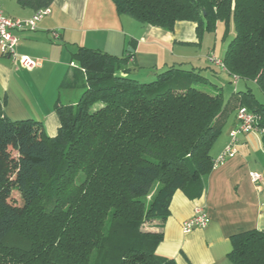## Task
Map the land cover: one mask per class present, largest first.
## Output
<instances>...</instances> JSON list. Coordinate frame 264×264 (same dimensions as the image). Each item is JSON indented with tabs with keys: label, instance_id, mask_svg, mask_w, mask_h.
Listing matches in <instances>:
<instances>
[{
	"label": "trees",
	"instance_id": "trees-1",
	"mask_svg": "<svg viewBox=\"0 0 264 264\" xmlns=\"http://www.w3.org/2000/svg\"><path fill=\"white\" fill-rule=\"evenodd\" d=\"M15 2L35 11L52 0ZM112 2L118 15L165 31L190 21L200 39L219 22L224 37L232 23L234 36L221 65H173L150 81L130 75L131 54L76 47L74 82L61 87L74 83L80 94L74 104L56 101L53 136L41 121L0 111V264H176L155 253L162 232L144 225L166 220L177 189L200 194L211 146L239 106L264 130V104L248 86L264 96V0ZM202 69L225 72L245 89L201 90L194 84L214 85ZM230 240L231 263L264 264V230Z\"/></svg>",
	"mask_w": 264,
	"mask_h": 264
},
{
	"label": "crops",
	"instance_id": "crops-1",
	"mask_svg": "<svg viewBox=\"0 0 264 264\" xmlns=\"http://www.w3.org/2000/svg\"><path fill=\"white\" fill-rule=\"evenodd\" d=\"M114 7L112 0H52L48 14L36 23L34 30H16L14 51L35 60L37 65L29 69L11 58L0 57L3 115L11 120L41 121L45 133L55 135L59 126L54 111L56 101L74 104L79 97L69 88L73 90L71 96L62 102L61 87L77 66L72 54L78 46L120 57L131 54L129 73L139 81H150L173 65L206 68L211 66L208 55L219 60L223 57L222 23L218 22L213 32H204L199 39L193 22L178 21L172 31H165L118 15ZM0 8L5 15L22 19L29 18L34 11L19 6L15 0H0ZM53 31L58 32V39L52 37ZM207 72L209 69H202L203 75ZM234 119L235 111L225 120L222 133L211 146L212 160L227 144L228 133L237 124ZM237 146L234 156L207 173L200 194L193 189H177L169 200L166 220L144 225L147 231L162 232L155 253L173 259L176 264H233L228 258L230 236L245 230H264L262 132L241 134ZM252 172L260 175L257 182L251 180ZM197 206L204 207L209 222L204 228L184 233L180 225Z\"/></svg>",
	"mask_w": 264,
	"mask_h": 264
},
{
	"label": "built area",
	"instance_id": "built-area-1",
	"mask_svg": "<svg viewBox=\"0 0 264 264\" xmlns=\"http://www.w3.org/2000/svg\"><path fill=\"white\" fill-rule=\"evenodd\" d=\"M49 12V7H44L33 11V14L29 18H12L0 8V57L11 58L13 61H18L26 68H33L37 65V62L26 56H18L14 51L17 44L16 36L14 32L16 30H34L36 23ZM52 37L58 39L59 34L57 31L52 32ZM209 63L215 65H221V61L212 55L206 56ZM258 115L249 111L246 107L239 106L235 111L236 126L229 134V140L224 146V149L220 152L216 159L213 160V167L221 164L226 158L234 156L237 152V145L239 144V136L252 131L263 132L258 129ZM251 180L257 182L260 179V175L256 172L250 174ZM192 216L182 222L180 225L184 233L189 232L194 228H204L209 222V218L203 206H197L192 212Z\"/></svg>",
	"mask_w": 264,
	"mask_h": 264
},
{
	"label": "rangeland",
	"instance_id": "rangeland-1",
	"mask_svg": "<svg viewBox=\"0 0 264 264\" xmlns=\"http://www.w3.org/2000/svg\"><path fill=\"white\" fill-rule=\"evenodd\" d=\"M233 26H232V23L230 24L229 26V29L225 38H224V49H226V46H227V42L230 41V39L234 36V30L232 29ZM206 77L209 78L210 82L213 83L216 87L217 86H222L224 87V91H223V95H227L229 93V91L232 90V88H235V89H239V90H244L245 89V86L243 85V81L241 80H237L234 82H231V79L229 78L228 75L224 74L223 72L221 71H218L217 74H212L211 71L207 72L206 74ZM75 78V75H74V72L73 74H71V77L69 78V82L71 83ZM74 82V81H73ZM214 85L212 84H201V83H196L194 84L195 87L201 89V90H204V91H208V92H214L215 91V88H214ZM248 86L252 89L253 91V94H255V96L257 97V99L259 101H261L263 104H264V96L263 94H261V91L258 89V87L256 86V84L254 82H248ZM76 86H74V83H72V85H66L64 86L62 89V102H66V98L68 96H71L70 92H72L73 90L77 93V94H80V89L78 88H75ZM69 88H72V89H69ZM77 89V90H76ZM75 94V93H74ZM100 104L99 103H96L95 105H93L92 109H96L97 107H99ZM14 154V153H13ZM12 194V199L16 201V203L18 204L19 203V195L16 194V191H13Z\"/></svg>",
	"mask_w": 264,
	"mask_h": 264
}]
</instances>
